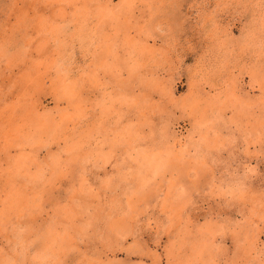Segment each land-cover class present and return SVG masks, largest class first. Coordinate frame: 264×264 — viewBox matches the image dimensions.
Instances as JSON below:
<instances>
[{"label":"rangeland","instance_id":"374dc122","mask_svg":"<svg viewBox=\"0 0 264 264\" xmlns=\"http://www.w3.org/2000/svg\"><path fill=\"white\" fill-rule=\"evenodd\" d=\"M0 264H264V0H0Z\"/></svg>","mask_w":264,"mask_h":264}]
</instances>
